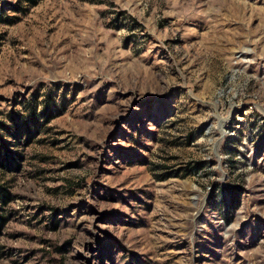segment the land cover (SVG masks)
<instances>
[{"label":"rangeland","instance_id":"rangeland-1","mask_svg":"<svg viewBox=\"0 0 264 264\" xmlns=\"http://www.w3.org/2000/svg\"><path fill=\"white\" fill-rule=\"evenodd\" d=\"M0 187V264H264V0H0Z\"/></svg>","mask_w":264,"mask_h":264},{"label":"trees","instance_id":"trees-1","mask_svg":"<svg viewBox=\"0 0 264 264\" xmlns=\"http://www.w3.org/2000/svg\"><path fill=\"white\" fill-rule=\"evenodd\" d=\"M6 195H7V193L5 192V190L2 187H0V197H1L2 201H3V203L7 202ZM0 221H5V220H2L1 217H0Z\"/></svg>","mask_w":264,"mask_h":264}]
</instances>
